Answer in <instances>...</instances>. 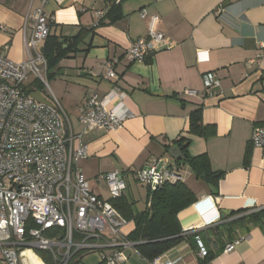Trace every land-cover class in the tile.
Masks as SVG:
<instances>
[{"label":"crops","instance_id":"obj_1","mask_svg":"<svg viewBox=\"0 0 264 264\" xmlns=\"http://www.w3.org/2000/svg\"><path fill=\"white\" fill-rule=\"evenodd\" d=\"M42 1L0 0V50L6 49L13 63L27 59L30 16ZM118 3L122 16L111 22L106 15ZM44 10L51 17L50 35L68 39L88 32L76 54L60 61L51 81L73 133L81 131L79 108L91 94L103 98L118 89L133 114L117 131L94 130L84 137L88 156L78 167L91 192L109 201L99 177L117 170L126 185L122 201L132 215L144 212L148 190L135 172L168 158L165 149L174 141L188 139V156L206 155L210 170L223 177L215 187L179 164L181 183L196 203L213 200L220 220L202 227L193 204L177 215L181 230L192 229L186 235L199 232L214 256L209 264H264V226L248 221L264 210V148L250 144L253 128L264 127V0H47ZM141 10L159 17L156 28L167 46L144 63H128L125 53L131 43L147 33ZM107 61L115 62L117 80L104 78ZM207 74L217 77L219 89L204 98L183 96L185 89L203 91ZM197 108L205 128L202 137L188 134L189 115ZM133 229L132 220L126 221L122 232L128 236ZM188 238L165 253L164 260L180 257L181 264H200L196 244ZM235 240L241 241L225 254L224 246ZM124 256V264H150L135 247L124 250ZM98 260L97 254H89L81 264Z\"/></svg>","mask_w":264,"mask_h":264},{"label":"built area","instance_id":"obj_2","mask_svg":"<svg viewBox=\"0 0 264 264\" xmlns=\"http://www.w3.org/2000/svg\"><path fill=\"white\" fill-rule=\"evenodd\" d=\"M46 2L43 0L30 16L31 34L24 42L27 59L13 63L6 58V49L0 50V260L3 264H81L86 255L97 254L98 264H124V250L135 243L122 232L126 221L111 204L126 189L122 174L115 170L99 177L109 193V201H105L91 192L78 164L88 156L87 133L117 131L133 114L124 106L118 89L103 98L91 94L79 108L81 131L74 134L67 113L52 92L46 103L26 93L30 74L45 82L46 65L40 49L51 20L44 10ZM96 15L101 18L103 13ZM139 16L148 22L147 33L131 43L125 53L128 63H144L167 46L156 28L159 17L148 16L145 10ZM261 48L264 50V45ZM114 63L104 64L107 80L118 79ZM203 81V91L185 89L183 96L204 98L220 88L214 74L205 75ZM250 144L264 148V127L253 128ZM179 169L177 162L162 158L137 170L135 177L152 192L181 182ZM193 207L202 227L220 220L217 206L209 198ZM189 232L192 229L185 231ZM240 241L226 244L223 252L232 253ZM196 244L197 257L203 260L207 251L198 238ZM181 263L180 257L164 260L161 256L150 261Z\"/></svg>","mask_w":264,"mask_h":264},{"label":"trees","instance_id":"obj_3","mask_svg":"<svg viewBox=\"0 0 264 264\" xmlns=\"http://www.w3.org/2000/svg\"><path fill=\"white\" fill-rule=\"evenodd\" d=\"M122 1V0H121ZM119 3L114 5L106 18L114 22L122 15ZM100 23L97 24L99 26ZM88 32L80 31L75 37L68 39H60L54 35H48L42 44L44 49L43 58L46 65L45 78L50 79L54 76L60 61L77 52V46L81 43ZM42 86L39 79L24 86L27 94L31 95L39 91ZM205 128L201 124V109L193 110L188 119V134L191 136H204ZM181 147L185 154L184 162L177 164L188 165L193 171L197 179L203 180L212 186L217 187L219 180L223 177V173L212 172L209 168V162L206 155L190 157L187 154L189 140L179 138L172 143ZM170 147H166L167 152ZM245 158H248L246 153ZM148 206L147 209L137 215H132L129 208L122 201V197L116 201H111L112 206L122 214L124 220H132L134 224L133 231L128 234L127 239L135 243V249L138 254L147 261H152L157 257L163 256L165 253L176 247L186 237L196 244V238H199V232L187 234L181 230V226L177 219V215L196 203L193 193L181 182L175 184H165L155 191L147 193ZM253 225L264 226V210L249 216L248 219ZM191 243V242H190ZM197 247V244H196ZM214 256L207 252V256L199 261L200 264H209Z\"/></svg>","mask_w":264,"mask_h":264},{"label":"water","instance_id":"obj_4","mask_svg":"<svg viewBox=\"0 0 264 264\" xmlns=\"http://www.w3.org/2000/svg\"><path fill=\"white\" fill-rule=\"evenodd\" d=\"M40 52L43 54L44 53V49L41 48ZM31 97L39 102H43L46 103L45 98L39 93V92H35L31 94ZM167 155L170 159H172L175 162H184L186 160L185 154L182 152V148L178 147V146H171L168 151H167ZM225 215H229L230 213H225L222 212Z\"/></svg>","mask_w":264,"mask_h":264},{"label":"rangeland","instance_id":"obj_5","mask_svg":"<svg viewBox=\"0 0 264 264\" xmlns=\"http://www.w3.org/2000/svg\"><path fill=\"white\" fill-rule=\"evenodd\" d=\"M35 80V76L30 74L28 76V80L26 82V84H29L31 82H33ZM45 82H41L42 86L39 88V91H41V95L43 97H45L46 99L49 98L50 96V92H51V88H52V85H51V81H52V78L50 79H44ZM0 264H3L2 261L0 260Z\"/></svg>","mask_w":264,"mask_h":264}]
</instances>
